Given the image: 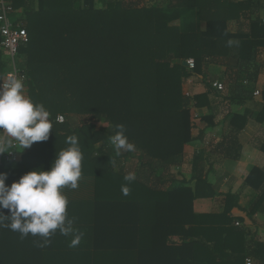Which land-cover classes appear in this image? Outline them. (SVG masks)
Wrapping results in <instances>:
<instances>
[{
    "label": "trees",
    "instance_id": "obj_1",
    "mask_svg": "<svg viewBox=\"0 0 264 264\" xmlns=\"http://www.w3.org/2000/svg\"><path fill=\"white\" fill-rule=\"evenodd\" d=\"M9 1L14 21L28 35L18 50L26 70V95L49 111L52 131L19 161L0 162V172L7 173L5 183L34 168L47 170L55 155L68 147L66 138L75 135L83 153L81 178L93 180L95 189L92 197L68 201V218L81 222L85 217L95 247L103 241L112 244L119 236L130 238L132 246L126 253L56 252L54 263L110 257L116 264H246L247 258L264 264V242L249 238L248 229L230 216L236 195H224L221 213H194L195 198L215 195L202 177L204 150L193 155V186L186 182L161 188L173 182L171 168L181 164L184 146L195 139L192 107L207 108L202 119L212 126L222 100L245 105L243 112L224 116L232 135L230 144L219 149L231 159L240 156L237 134L248 120L264 121V87L256 114L249 105L255 101L264 19L243 17L263 7L264 0ZM192 10L194 20L180 22ZM230 20L238 23L234 31ZM189 58L195 62L193 69L184 65ZM209 65L223 69L224 90L211 88L205 78ZM7 69L0 54V82ZM197 75L203 76L205 91L186 95L184 82ZM58 114L64 122H56ZM116 124L125 126L134 151L116 154L110 142ZM258 148L264 151V142ZM131 168L138 180L127 182L125 170ZM244 182L255 192L247 215L264 213V166L254 165ZM119 185H133L130 194L119 193ZM106 187L110 190L103 194ZM115 206L123 212L131 208L136 220L114 219ZM0 211V216L10 215L8 209ZM2 248H32L31 234L21 240L16 231L0 227ZM23 254V264H31L32 255ZM39 260L47 262L45 256Z\"/></svg>",
    "mask_w": 264,
    "mask_h": 264
},
{
    "label": "crops",
    "instance_id": "obj_2",
    "mask_svg": "<svg viewBox=\"0 0 264 264\" xmlns=\"http://www.w3.org/2000/svg\"><path fill=\"white\" fill-rule=\"evenodd\" d=\"M195 17L196 12L192 10L189 11L181 19L180 22H191ZM243 17H260L264 19V6L259 9L245 12V15H243ZM241 21H243V19ZM177 23H179V21ZM237 24L238 23L236 20H230V30L234 31L237 28ZM0 54L2 55V59L7 61L6 54L1 50ZM260 54L261 57L259 56L258 58L259 70L257 71L255 87L262 90L264 87V49L261 50ZM202 77V75H197L187 79L183 84V90L186 91L189 95L204 92L206 87L201 82ZM205 78H207L208 81H223V69L220 66L209 65L207 67ZM254 100L255 103H249V105L254 110L253 114H256V110L260 108L259 104L261 102V97H254ZM244 107L245 105L242 103L222 100L217 104L216 109L213 112L215 114V117L212 126H207V123L202 119V115L206 114L207 108L204 107L202 109H198L192 107L191 120L193 125L191 132L192 136L195 139L192 143L184 146V154L181 164H177L171 168L172 178H174L173 182L167 181L164 185L161 186V188L166 189L170 185L175 186L180 184H187L186 182H189V185L193 186V183H190L193 155L200 149L204 150V168L202 177L205 178V180H207L213 186L215 195L211 197L195 198L193 200L194 213H221L225 205L224 195L234 194L237 196V206H234L231 209L230 216L234 219V222L236 224L248 229L249 238L264 242V213H255L251 216L247 215L246 209L249 208L251 197L255 194V192L252 191L251 188H249L244 182L249 170L254 165L259 167L264 166V151H261L258 148L259 145L264 142V121L262 123H259L254 118H251L248 120L246 126L238 132L237 141L242 148L239 151L240 156L237 159L226 157L219 149L222 147L220 145H222L223 143H225V146L230 144L229 139L232 135L228 123L224 121V116L229 111L243 112ZM27 149L28 148L24 149L23 151L21 150V155L18 161L21 159L22 155L27 151ZM129 172L134 173L136 177L137 171H135L134 168L125 170L126 174ZM139 180L142 181V179ZM100 185L98 186V188H100ZM125 186L129 189L133 187V185H119L117 186L116 190H118L119 193H123L122 187ZM94 189L95 186L93 180L80 178V180L78 181V187L76 189L65 187L64 189H62V192L67 196L68 201L78 202L80 198L85 199L89 196L92 197L94 194ZM101 190L103 191V194H106V192H108V190L110 189L109 187H106L102 188ZM134 193L135 192H133L132 194ZM116 196L118 197V194H116ZM113 202L118 203L114 200ZM84 207L87 206H82V208ZM131 212H133L131 208H129L126 212H123L120 207L115 206L112 209L111 214L114 219L120 221L122 219L124 220L126 216H128L129 218H133L134 216L132 217L130 215ZM80 221L81 222H79V220L75 218L73 225V227L78 232L83 233L82 239L76 247H70V242L73 239V236L61 235L59 230H57L55 234L51 236L50 243L45 247L37 246L38 243L43 242L42 237L31 235L32 248L0 249V264H23V252H28L27 255L29 256L32 255L31 264H59L54 263L53 255L56 252L126 253L131 251L130 248L132 246L129 243L130 238H128L127 240L126 236H119L118 238L114 237L113 240H111L112 244H110V242L108 241L106 245H104L103 241L100 243L102 246L95 247L93 245L95 241L92 235H89V229L86 227V225L90 223L85 220V217L81 218ZM16 235L21 237V234L18 233V231H16ZM22 238L23 237H21V240ZM172 239L175 241L179 240L177 236L172 237ZM42 256H45L47 258V262H41V260H39ZM4 257L9 258L10 260L4 259ZM80 264H116V262H114L110 257L106 258V260L98 257H93L81 260Z\"/></svg>",
    "mask_w": 264,
    "mask_h": 264
},
{
    "label": "clouds",
    "instance_id": "obj_3",
    "mask_svg": "<svg viewBox=\"0 0 264 264\" xmlns=\"http://www.w3.org/2000/svg\"><path fill=\"white\" fill-rule=\"evenodd\" d=\"M52 131L50 113L40 103H34L25 94L21 78L0 83V154L21 152L36 142L46 141ZM123 124L115 125L110 137L117 155L122 151H134V145L125 135ZM68 147L55 155L51 166L45 170L34 168L6 184L7 173L0 172V209H8L10 215L0 216V227L18 231L21 237L29 234L43 238L38 247H45L59 230L61 235L73 236L70 247H76L83 236L67 216L68 198L62 192L65 187L76 189L82 175L83 153L75 135L66 138ZM124 180H135L134 173H127ZM124 195L130 189L122 187ZM0 213H3L0 211ZM5 223V220H9Z\"/></svg>",
    "mask_w": 264,
    "mask_h": 264
},
{
    "label": "built area",
    "instance_id": "obj_4",
    "mask_svg": "<svg viewBox=\"0 0 264 264\" xmlns=\"http://www.w3.org/2000/svg\"><path fill=\"white\" fill-rule=\"evenodd\" d=\"M14 13L15 10L9 0H0V50L6 54L8 62V70L3 73L0 83H8L14 78H21L23 82L26 79L25 67L19 63L18 50L20 45L27 41L28 35L25 28L14 21L12 16ZM185 62L189 69L194 68L195 62L192 58L187 59ZM209 83L211 88L216 91L224 90V82L221 80H213ZM185 94L189 95L188 93ZM253 96L261 97V90L255 88ZM55 120L57 123H62L64 122V116L58 114ZM15 150L21 151L22 149L17 147ZM20 155L21 152L0 154V162L18 161ZM245 262L246 264H252L250 258H247Z\"/></svg>",
    "mask_w": 264,
    "mask_h": 264
},
{
    "label": "rangeland",
    "instance_id": "obj_5",
    "mask_svg": "<svg viewBox=\"0 0 264 264\" xmlns=\"http://www.w3.org/2000/svg\"><path fill=\"white\" fill-rule=\"evenodd\" d=\"M184 93H187L186 91H184ZM253 264V263H252Z\"/></svg>",
    "mask_w": 264,
    "mask_h": 264
},
{
    "label": "water",
    "instance_id": "obj_6",
    "mask_svg": "<svg viewBox=\"0 0 264 264\" xmlns=\"http://www.w3.org/2000/svg\"><path fill=\"white\" fill-rule=\"evenodd\" d=\"M184 65H186V62H184Z\"/></svg>",
    "mask_w": 264,
    "mask_h": 264
}]
</instances>
